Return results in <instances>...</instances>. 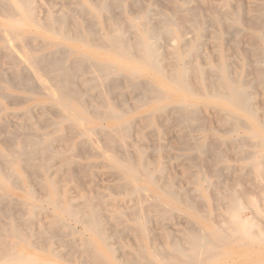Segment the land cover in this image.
<instances>
[{"label":"rangeland","instance_id":"rangeland-1","mask_svg":"<svg viewBox=\"0 0 264 264\" xmlns=\"http://www.w3.org/2000/svg\"><path fill=\"white\" fill-rule=\"evenodd\" d=\"M82 1L87 4L85 0ZM106 1H109V3L113 2V0ZM132 1L134 0H122L125 10L123 7L119 8L112 5L113 13L111 12L110 18L107 20L109 23L103 25L99 20L101 22H99L100 25H103V27H117L116 25L121 21L122 23L118 26L120 28L123 27L122 29H125L124 32L126 36L129 40H132L135 37V29L126 27V25L132 17L137 14L139 15L140 11L147 10L149 22L151 24L155 23L154 25H157L158 21L162 18H174L178 15V12H176L172 5L175 0H135L134 3H132ZM188 1V3L184 4V7L191 9L190 12L196 15L195 17V15L192 14L191 22L201 26V28L195 29L189 25L190 23L186 22L182 26V29L184 38H188V40H192V37L194 38L198 33L200 35L198 46L200 58H198V62L202 63V65H200L204 68H211L210 66L215 68L219 62H223L228 67L230 76L233 79L236 78L235 75L237 72H240L247 87L246 90L251 97V101L254 106L258 108L259 118L261 116L260 119L264 120V90L254 70V66L264 69V57L261 50L258 54L254 52L255 49H257L254 38L252 37V40L248 38L252 35V32H254L252 28L249 27L248 23L259 18L261 13L264 14V0H237L238 2L236 1V3L234 2L235 0H229L231 9L234 8L232 12L234 11L233 13L238 14L242 22L236 26V28L230 29L225 27L226 29L224 28V30H218L220 26L213 20V18L225 16V14L221 12L222 8L220 7L222 0ZM175 2L178 1L176 0ZM35 3L39 9V17L45 16L48 12L57 14L60 9H66L70 22H73V19H75L80 22L83 27H91L94 41L101 36L102 30L99 23H97V20H94L95 18L91 17L90 13L84 10L81 0H40V2L39 0H35ZM157 3L160 5L158 6ZM141 4L142 6H140ZM70 8H72V10ZM75 11L77 12L76 14ZM219 13H221V15ZM1 15L2 13L0 12V30L6 27L8 28L6 17ZM115 17L117 19H115ZM83 18L85 23L83 22ZM112 18L114 19L112 20ZM119 18L121 20H119ZM123 22L125 24H123ZM113 23H115V25ZM262 26L264 29V24ZM156 29L158 35V50L164 57V64L168 65L167 63H172L174 61L171 50L176 44V40L174 37L169 36V34H164L161 28L160 31H158V27ZM75 33L80 34L77 30H75ZM215 33L220 34V38H214ZM33 34L39 35L41 39H37V42L33 41L31 44L32 39H30V36ZM249 34L251 35L249 36ZM26 36H28L26 40L27 44L29 43V46H27L28 49L31 47L30 51L39 55H43L49 50L55 49L53 45H45L46 39L59 41V38L51 36L49 33L41 30H35L32 27L27 29ZM69 46L76 50L81 49L79 43L72 42ZM85 49L89 56L88 60L92 64L93 62L96 63V61L102 62V60H112L113 56L111 54L103 53L102 55L93 47H86ZM77 54L78 53H73L66 56L68 60L65 61L68 62L74 59ZM257 57H260V60H256V62H258L256 65L254 60ZM6 60L5 57L0 55V75H2V77L0 76V79H2L0 80V152L2 153L0 164L6 174H11L9 176L13 175L15 178L17 176L20 179L19 181L16 180V183L13 185H6V187L0 188V207L3 206L0 208V225L8 226L9 224H15L22 238H27L29 236L27 239L36 240L37 242L35 243L37 245L46 246L45 250H38L25 246L24 251L26 254H34L39 260L50 264H81L82 262V264H90L93 255H98L105 264H124V261L131 262L132 259L131 263L139 264L145 263L147 260L151 261L153 257H159L160 261L165 262V260H168L171 253L176 252L173 246H186V237L189 232L193 230L196 232L207 231L209 234L208 236L211 237L212 230L216 224L234 216L224 210V202L226 201L225 196L228 192L233 190L242 193L241 202L253 201L258 209V211H253L251 213L252 209L248 207L244 209L241 208L240 216L250 217V221L258 225L264 222V214L259 211V209L264 210V201L260 200L264 197V173L256 176L248 166H245L246 162L242 159L241 153L243 149H245V151H251L255 150L256 147L250 146L251 141L248 137H245L248 132L244 128H227L228 131H226V126H220L216 118V112L218 111L216 107L214 108L209 103H206L208 106H201L200 102V107L195 113L196 122L194 120L191 124H188L172 113L170 107H166L167 109L161 111V114L158 113L154 102L144 104L146 103L144 94L139 91V95L138 90L136 91L129 87L123 74L116 77V82L120 84L118 88L116 87V83V85L110 83L112 86H107L106 84L105 86L102 84L95 92L93 90H88L86 87L87 84L84 83V78L88 77L87 79H89L91 76H96L97 74L95 72H90L91 69L88 67L86 70L87 72L80 73L73 71L71 72L73 75L70 78L68 77L67 81H70L69 83L73 84V86L77 83L79 86L74 87H77L80 91L83 89L82 91L89 92V94L85 93L84 95L81 93L82 91L80 92V96L83 97L85 104H87V111L82 112L80 107L76 105L75 109L80 113L79 115L82 116L83 119L90 122H88V125L93 128L91 131V142L93 144H90L82 141L81 136L75 133L76 130L70 127L66 122L59 124L61 120L49 109L48 101L45 97L38 94V92H32L34 86H32L31 83L20 82V80H18L17 82L20 83L18 84L15 82L14 84L13 81L15 79L12 80L7 71L8 64ZM42 73L45 79L51 78V74L56 73V70H47V75L44 71H42ZM209 73L214 79L215 76L217 77L219 74V72L217 74L215 71ZM5 74H7V76ZM77 74L80 77L76 78V76H78ZM9 77L11 82L9 81ZM140 80L143 83H147V80H150L154 86L163 87V85H166L162 76L159 77L154 74L150 76H140ZM7 82H9L11 86H9ZM107 87L111 89L109 88L108 90ZM26 88H30L31 90L29 91ZM134 93L136 96L133 95ZM102 96L106 99L105 101L107 104L113 107L115 112L121 114V120L127 122V128L128 126L129 128L125 132L114 130L117 121L108 118L102 120L95 119L89 114V112L97 110L94 107L97 102L103 100ZM135 97L136 99H134ZM179 97L181 98V95L176 97V95L172 93L168 98L169 100L165 102H175L180 99ZM16 101H18V103H16ZM212 108L214 110H212ZM240 118L242 119V117ZM55 122L56 125L54 124ZM102 129L105 130L104 133H102ZM221 131L223 132L221 133ZM13 132L16 133V137ZM29 132H31V134ZM107 133L116 134L115 136L117 137L110 139ZM26 135H30L31 139ZM118 135H122V137H118ZM49 137L54 139L52 142V149L50 150L43 148V144L48 143L47 139ZM115 138H117V141ZM226 139L227 142H225ZM13 140L14 142H12ZM94 140H97L96 143H98V145H102H96ZM197 140H199L200 143L205 140L206 147L204 146L202 151H197V149H195V146L199 143ZM112 141H114V144H112ZM35 142L39 148H37V145L34 146ZM102 142H104V147ZM115 142L118 143L116 144L118 146L114 149L111 147L112 150H110L107 145L114 146ZM236 142L237 146H235ZM105 143L107 144L105 145ZM124 143L126 144V149L122 148L125 146ZM120 145L121 147H119ZM190 145L191 147H189ZM241 145H243V149ZM95 146L96 149L93 148ZM33 147L38 150L34 148L33 153H29L30 155L27 154L28 157L19 156L23 151L21 149L27 148L29 150ZM97 147L103 148L98 149ZM107 148L110 151L107 150ZM78 149L80 155L78 153L79 157L77 158L76 153ZM140 149L142 151L141 157L144 159L147 166L152 167V173L156 176L161 174L160 176L162 177L158 181L162 187L169 185L172 190L174 189L173 191L176 190L179 196L184 199H189L191 203L190 208L169 199L165 194L160 193L152 186H146V189H141L138 194L125 195V188L122 186V183L125 181L124 178L120 177V174L112 167L107 157H102L97 153V150L104 152L107 150L106 153H111L114 157L119 156L118 158L125 159L124 157L126 156L133 164H138L142 161L137 155V151ZM214 149L218 151L217 154L215 153L216 151L214 152ZM35 150L38 151L36 154ZM120 150L123 152L121 153ZM52 151H56L59 157L53 158ZM128 151L130 154H128ZM223 151H227L229 154ZM44 152L45 156H42ZM215 154L216 156L220 154L219 160H217L218 158L215 157ZM73 155L75 157H72ZM81 155L83 156L81 157ZM210 159L214 160V164ZM196 161L198 162L196 163ZM158 166L163 168L162 173L156 171L155 168H158ZM205 166L207 169H210H205ZM218 167L220 168L218 169ZM72 169L73 171H70ZM220 169L221 171L218 172ZM214 170L217 171V173L214 172ZM192 171L193 173H190ZM210 171L213 174H211ZM98 173H100L99 177L97 176ZM207 173L209 174L207 175ZM215 173L217 176H214ZM50 177L52 178V182L48 179ZM205 182L207 183L206 187H204ZM64 184L65 186H63ZM18 187H23L26 191H22ZM28 187L30 189L29 191ZM43 188H45V191L42 190ZM92 194H94V196H92ZM157 195H159V197H157ZM2 196L4 197L3 199ZM57 196L60 197L61 201L56 199L58 198ZM36 197L37 200H35ZM47 198V202L43 201ZM92 199L97 201L96 204L94 203L95 210H92L93 212H91ZM258 199L260 201H258ZM52 200L60 202V207H66L70 201L71 206L73 205L75 208L81 210L82 214L80 210H77L78 215L80 212V216L83 215V217L88 216L90 213L95 214V212L99 213L101 216L100 212H102V222H100L101 229L103 235L107 237L109 245L113 248L114 255L111 253L112 250H109L94 234L84 228L83 223L77 222L69 215L62 213V211L57 209L56 204L52 205ZM148 202L149 205H147ZM122 207L123 209L121 210ZM235 207L239 210L240 205H236ZM18 209L21 212H19ZM139 213L144 218V222H141L143 225V230L141 231L138 229V222H132L130 220L133 214ZM42 214H44V216ZM250 214L254 217L250 216ZM108 215L112 216L111 220H108ZM17 216L18 218H16ZM43 217L46 218L44 219ZM105 222L107 223L103 225ZM31 232L35 235L32 236ZM4 234H7V232H4ZM77 240L79 242H77ZM207 247L209 252L214 248V246L210 244H208ZM255 249H257V247ZM57 252L61 253L63 258L58 257L56 255ZM159 252H161V254ZM162 253L165 254V256ZM114 256H116V258H114ZM256 256L257 255L250 252V249L242 250L236 245H230L222 248L218 257L213 259L208 258L207 263L201 264H249L252 260L256 259Z\"/></svg>","mask_w":264,"mask_h":264},{"label":"bare ground","instance_id":"bare-ground-1","mask_svg":"<svg viewBox=\"0 0 264 264\" xmlns=\"http://www.w3.org/2000/svg\"><path fill=\"white\" fill-rule=\"evenodd\" d=\"M85 1L87 4H85L81 0V2L83 4L82 7L84 8V10L87 13H90L91 17L95 18L94 19L95 21L97 20V23H99L101 21L103 23V25L106 23H109V22H107V20L110 18V14H111L112 9H113L112 5H114L115 7H119V8L123 7L122 0H113V2H111V3H109V1H106V0H85ZM134 1H132V3H134ZM175 1H173L174 3L172 5L175 8L176 12H178V15L174 18H162L161 20L158 21L157 25H154L155 23L151 24L149 22L147 10L140 11L139 15L137 14L136 16L132 17L126 25V27H129L131 29H135V37L132 40H129V38L126 36V34L124 32L125 29H122L123 27L120 28L118 26L119 24L122 23L120 21L119 24L116 23L117 27H110V26L103 27V25H100V23H101L100 22L99 25H100L101 30H102L101 36L96 41H94L93 33H91V32H93V31H91V27L90 28H88L86 26L83 27V25H81V23L75 19H73V22H70L69 21L70 19H68L66 9H60L59 13H57V14H51L52 12L51 13L48 12L45 16L39 17V14H38L39 9L35 3V0H0V12L2 13L3 16L6 17V24L8 25V28L6 27L5 29L0 30V52H1L0 55H2L3 57H5L7 59L6 60V63L8 64L7 65V71L9 72V75L11 76L12 80L15 79L13 81V83L15 84V82H17L18 80H20V82L31 83L32 86H34V89H32V92H38V94H41L45 97V99L48 101L49 109L52 112H54V114L57 115L59 117V119L61 120V122H59V124H61L62 122H66L70 127H72L74 130H76L75 133L77 135H80L81 140L86 142V143L93 144L91 142V140H92L91 139V131L93 130V128H92V126L88 125L90 122L88 121L89 122L88 123L86 121V119H83L82 116L79 115L80 113H78L77 110L75 109V105H76V106L80 107L82 112L87 111V109H86L87 104H85L83 97L80 96L81 95L80 92L83 89L80 91V89H78L77 87H74V86H79V85H77V83H76V85L74 84V86H73V84H70L69 83L70 81H67V80H68V77L70 78L73 75V73L71 74V72L75 71V72L81 73V72H85L89 68L92 70V71L90 70V72H92V73L95 72L97 75L91 76V77H89V79H87L88 77L84 78L85 79L84 83L87 84L86 87L88 90H91V91L93 90L96 92L99 89L98 87L99 86L101 87L102 84H104V85L106 84L108 86L111 84L113 85L115 83L117 84V85L116 84L115 85L118 88V85H120V84H118V82H116V79H117L116 77H118L120 74H123V76L126 79L127 85L129 87H131L133 90H136V91L138 90V94H139V91H140V93L142 92L144 94L145 100H146V103H144V104H147L148 102H151V103L154 102V104L156 105V109H157L158 113H161V111H165L167 109L166 107H170V111L172 113H174L176 116H178V118L186 121V123H188V124H191L194 120L196 122L195 113H196L197 109L200 107V105H199L200 102H201V106H208V104H206V103L211 104L214 108L216 107V109L218 110L216 112L217 122L222 127L226 126V131H228L227 128L228 129L229 128L230 129L231 128L236 129L238 127H242L245 130H247L248 134L245 137H248V139L251 141L250 146H254V147H256V149L251 150V151H245V149H243V147H242L243 145H241V147L243 149L242 150L243 152H241L242 153V159L246 162L245 166H248L250 168V170L256 176L264 173V120L260 119L261 116L259 118L258 108L255 107L251 101V97L246 90L247 87L245 85V82L242 79L241 73L237 72V74L235 75L236 78L234 77L235 79H233L230 76V72H229L228 67L223 62H219V64L215 68L212 66H210L211 68H204L201 66L202 63L198 62V58H200V55L198 52V46H199V42H200L199 41L200 40L199 33L196 34L194 38L192 37V40H188V38L187 39L184 38V33H183V29H182V26L186 22L190 23L189 25H191V27H193L195 29L201 28V26H199L197 24H193L191 22L192 21L191 16H192V14L195 15V13L190 12L191 9L184 7V4L189 2L188 0H177L178 2H175ZM236 1L237 0H235L234 2L236 3ZM39 2H40V0H39ZM139 3H140V1H139ZM157 4H158V6L160 5L159 3H157ZM126 6H127V4H126ZM140 6H142V4ZM220 7L222 8L221 12L224 13L225 16L221 17L220 16L221 13H219L220 15L217 14L218 16H220L219 18H213V20L216 21L217 25L220 26V27H218V30H220V29L224 30L225 27L230 28V29L234 28V27L236 28V26H238L242 22L241 17L238 14L233 13L234 11L232 12V9H234V8L231 9L229 0H222ZM58 8H57V10H58ZM70 9L72 10V8H70ZM123 9L125 10L124 7H123ZM213 11H214V9H213ZM76 13L77 12L75 11V14ZM82 15H83V13H82ZM82 15H81V17H82ZM195 17H196V15H195ZM113 19L114 18H112V20ZM115 19H117V18L115 17ZM193 19H194V16H193ZM119 20H121V19L119 18ZM83 22H84V18H83ZM114 22H116V21H114ZM113 24L115 25V23H113ZM123 24H125V23L123 22ZM248 24H249V27L252 28V30L254 31V32H252V35L249 34V36L250 35L251 36L248 37V38H251V40L254 38V40L256 41L255 44L257 46V49H255L254 52L256 54H258L261 50L262 55L264 57V29L262 26L264 24V14L261 13L259 15V18L252 20V22L250 21V23H248ZM86 25H88V24H86ZM29 27H32L35 30H41L43 32L49 33L51 36L59 38V41H53V40L46 39L45 45L46 46L53 45L55 47V49H51L43 55H39L35 52L30 51L31 47H29V49H28L27 46H29V43L27 44V42H26V40L28 39V36H26V32H27V29ZM157 27L159 28L158 31H160V28H161L162 32L164 34H166V35L169 34V36L174 37V39L176 40V44L173 46V48L171 50L172 58L174 61L172 63H170V62L167 63L168 65L164 64V60H163L164 57L162 56V54L158 50V48H159L158 43H157L158 35L156 32ZM75 30L80 32V34L75 33ZM103 30H104V32H103ZM127 30H128V28H127ZM97 34H98V32H97ZM214 38H216V39L220 38V34L215 33ZM30 39H32V42H31V44H32L33 41L37 42V39H41V38H39V35L33 34L32 36H30ZM72 42L79 43L81 45V49L76 50V49L70 48L69 45ZM33 47H35V46H33ZM86 47H89V48L93 47L94 49L96 48V50L98 52H100V54H102V55H103V53L111 54L113 56L112 60H102V62L96 61V63L93 62V64H92L88 60L89 56L86 53V49H85ZM73 53H78V54L75 56L74 59H72L68 62L65 61V60H68V59H66V56H69ZM209 54H210V52H209ZM62 58H64V59H62ZM58 60H60V61H58ZM62 60H64V61H62ZM256 60H260V57H257L254 60V63L257 65L258 62H256ZM41 70L44 71V73L46 75H47V73H46L47 70H56V73L51 74V78L49 77V78L45 79L42 76L43 73ZM210 70L212 72L213 71L217 72V74L219 72L220 75L218 74V76L217 77L215 76V79H214V78H212L211 74L209 73V72H211ZM254 70H255V73L257 75V79H259L260 85H261L262 89L264 90V69H261L258 66H254ZM124 73H127V74H124ZM153 74L157 75L159 77L162 76V78L166 82V85L165 86L163 85V87L162 86H154V84L150 80H147V83L141 82L140 76H144V75L150 76ZM246 74H247V71H246ZM5 75L7 76V74H5ZM0 76L2 77V75H0ZM77 77H80V76L78 75V76H76V78ZM23 78H25V79H23ZM73 78H75V77H73ZM0 80H2V79H0ZM9 81L11 82L10 77H9ZM7 84L9 86H11L9 82H7ZM22 88H23V86H22ZM107 88L109 90L110 87H107ZM26 89L29 91L31 90L30 88H26ZM0 90H1V88H0ZM81 93H83V95L85 93L89 94V92H84V91H82ZM172 93H174L176 95V97L181 95V98L179 97L180 99L176 100L175 102H167L166 103L165 101L169 100L168 98ZM133 95L136 96L135 93ZM103 96H102L103 100H101L100 102H97L96 106L94 107L97 110L91 111V112H89V114L91 116H93L95 119H101L102 120V119L108 118V119L115 120V121H117V124H116L114 130H117L120 132H125L129 128V126L127 128V122L121 120V114L115 112L113 107L110 106L109 104H107V102L105 101L106 99ZM134 99H136V97ZM7 100H9V99H7ZM15 100H17V99H15ZM141 101L143 102L142 98H141ZM139 102H140V100H139ZM16 103H18V101H16ZM116 104H117V102H116ZM258 105H260V104H258ZM261 109H262V107H261ZM212 110H214V109L212 108ZM155 114H154V116H155ZM201 114H202V112H201ZM208 114H210V113H208ZM240 117H242V119ZM5 118H7V117H5ZM174 122H175V120H174ZM54 124L56 125V122ZM37 125H38V123H37ZM194 125H196V124H194ZM168 127H170V126H168ZM197 127H199V126H197ZM188 128H189V126H188ZM26 130H27V127H26ZM51 131H52V129H51ZM101 131H102V133H104L105 130L102 129ZM222 132L223 131H221V133ZM29 133L31 134V132H29ZM151 133H152V131H151ZM218 133H219V131H218ZM13 134H15V137H16V133L13 132ZM19 134H20V132H19ZM105 134H106V132H105ZM108 135H109L110 139H114V137H117V136H115L116 134L114 135L112 133H109ZM209 135H211V134H209ZM26 136L30 137V135H26ZM119 136L122 137V135H118V137ZM195 138H196V136H195ZM5 139H7V138H5ZM30 139H31V137H30ZM59 139H60V137H59ZM115 139L117 141V138H115ZM186 139H187V137H186ZM192 139H193V137H192ZM37 140H38V138H37ZM47 140H48V143L43 144V148L50 150V149H52V142L54 141V139L49 137ZM183 140H185V139H183ZM96 141L94 140L95 144L98 145V143H96ZM197 141L199 142V140H197ZM12 142H14V140ZM112 142H113L112 144H114V141H112ZM225 142H227V139ZM99 143L101 144L100 141H99ZM102 143H103V147H104V142H102ZM34 144H35L34 146L37 145L36 142ZM106 144L107 143H105V145ZM116 144H118V143L115 142L114 146L113 145L108 146L109 145L108 144L107 147L110 148V150H112L118 146ZM101 145H98V146H101ZM121 145L119 147H121ZM67 146H68V144H67ZM159 146H157V147H159ZM204 146L206 147L205 140H203V142H201V143L199 142L195 146V149H197V151H202L204 149ZM235 146H237V142H236ZM103 147H100V148L102 149ZM111 147H113V148L111 149ZM141 147H142V145H141ZM189 147H191V145ZM34 148L35 147H33L32 149H29V150L27 148L21 149L23 151L20 153L19 156H25L26 157L27 154H29L31 152L33 153ZM37 148H39L38 145H37ZM93 148L96 149V146ZM97 148L100 149L99 147H97ZM108 148H107V150H109ZM122 148L126 149V144ZM153 148H154V146H153ZM150 149H152V148H150ZM36 150H38V149H36ZM36 150H35V154H36V152H38ZM107 150H106V152H107ZM78 151H79V149L77 150V153H76L77 158L79 157ZM97 151H98L97 152L98 155L100 154L102 157H107L109 162H111L110 164L112 165V167H114L116 169V171L120 174V177L124 178L125 181L122 183V186H123V188H125V192H124L125 195L126 194H129V195L134 194L135 195V194H138L139 191H141V189L142 190L146 189L145 188L146 186L147 187L152 186L153 188L158 190L160 193L165 194L169 199L174 200L177 203H181L185 206H188L189 208L191 207V203H190L189 199H184L183 197L179 196L178 193H176V190L173 191L174 189L172 190L169 185H167L166 187H162V185L158 181L162 177V176H160L161 174H159V176H156L152 173V171H153L152 167L147 166V164L144 162V159L141 157V152H142L141 149L137 151L138 158H141V160H142L138 164H133L132 161H130V160H128V158H126V156L124 157L125 159H121V158H118L119 156L114 157L111 153L109 154V153H106L104 151H99V150H97ZM115 151H116V149H115ZM123 151H124V149H123ZM123 151H121V153ZM129 151H130V149H129ZM215 151L216 150L214 149V152ZM11 152H12V149H11ZM207 152H206V154H207ZM217 152L218 151H216L215 153L217 154ZM225 152H227V151H225ZM51 153H52L53 158L59 157L58 153L56 151H52ZM202 153H204V152H202ZM227 153L229 154V152H227ZM128 154H130V152ZM216 154H215V157L218 158L217 160H219L220 154L218 156H216ZM79 155H80V153H79ZM221 155H222V153H221ZM38 156L40 157L41 155H38ZM42 156H45V152ZM82 156L83 155H81V157ZM213 156H214V154H213ZM0 157H2L1 152H0ZM72 157H75V156L73 155ZM132 157H133V155H132ZM222 157H223V155H222ZM205 158H204V160H205ZM227 158H229V157H227ZM149 159H150V155H149ZM202 159H200V160H202ZM231 159H233V158H231ZM192 160H191V162H192ZM210 161H212L214 164L213 159H210ZM151 162H152V160H151ZM197 162L198 161H196V163ZM202 163H204V162H202ZM198 164H200V163H198ZM35 167H36V165H35ZM102 167H104V166H102ZM44 168H46V167H44ZM207 168H208V165H207ZM207 168L205 166V169H207ZM219 168L220 167H218V169ZM40 169H42V168H40ZM155 169L159 173H162V171H163V168L160 166H158V168L156 167ZM203 169H204V166H203ZM209 169H207V170H209ZM221 169L218 170V172L221 171ZM70 171H73V169ZM214 172L217 173V171H215V170H214ZM74 173H75V171H74ZM190 173H193V171ZM210 173L213 174L211 171H210ZM216 173L214 174V176L215 175L217 176ZM101 174H105V173H101ZM208 174L209 173H207V175ZM9 175H11V174H9ZM9 175H8V173L6 174L4 172V169H3L2 165L0 164V188L6 187V185H11V184L13 185L14 183H16V180L19 181V179H20L17 176L15 178V176H13V175L9 176ZM99 175H100V173H98L97 176L99 177ZM48 179H49V181L51 180V182H52L51 177ZM186 179H188V178H186ZM115 182H116V179H115ZM26 183H28V182H26ZM53 185L56 187V185L54 183H53ZM59 185H60V183H59ZM206 185H207V183L205 182L204 187H206ZM27 186H28V184H27ZM63 186H65V184ZM18 188L21 189L22 191H26L23 187H18ZM213 188H214V186H213ZM44 189L45 188H43L42 190L45 191ZM91 189H92V187H91ZM29 190L30 189L28 187V191ZM36 190H37V188H36ZM40 192H41V190H40ZM51 192H55V191H51ZM72 193H73V191H72ZM87 193H89V192H87ZM95 194H96V192H95ZM181 194H182V192H181ZM86 196H88V195H86ZM92 196H94V194H92ZM241 196H242V193H240L237 190H233V191L228 192L226 194V196H225L226 201L224 202V210H226L229 214H232L234 216L230 219H224L223 222L216 224L214 226V229L212 230V236L211 237L208 236L209 234L207 233V231L196 232L193 230L187 234L186 246H184V247L181 245L180 246H173V249L176 252L171 253L168 257V260H165V262L160 261L159 257H153L151 261L147 260L145 263H139V264H201V263H207L208 258L213 259L215 257H218L219 253L221 252V249L224 247H228L230 245H236V246H238L239 249H242V250L250 249L251 253H253L254 255H257L256 259L252 260L249 264H264V222H262L261 225H258L255 222H251L250 217H241L240 216V209L241 208L244 209L245 207L246 208L248 207V208L252 209V211L250 210L251 213L253 211H255V212L258 211V209L255 206V202L247 201V202L243 203V202H241L242 201ZM37 197L35 198V200H37ZM42 197H43V195H42ZM57 197L58 198H56V199L61 201L60 197L59 196H57ZM81 197H82V194H81ZM84 197H85V195H84ZM157 197H159V195H157ZM219 197H220V195H219ZM3 198L4 197L2 196V199ZM65 198H66V196H65ZM213 198H214V196H213ZM57 200H55V201L52 200V205L56 204L57 209L62 211V213L69 215L70 217H72L73 220H75L77 222L83 223L84 228L89 230L92 234H94L100 240V242L103 243L109 250H112L111 253L114 255L113 248L109 245L107 237H105L103 235V232L101 229V223L100 222H102V217H101L102 212H100L101 216L99 213L95 212V214L90 213V214H88V216L83 217V215L80 216L81 210L75 208L73 205H72L73 206L72 207L70 205L69 200H68L69 203L66 207H64V206L60 207V204H59L60 202H58ZM260 200L264 201V197ZM260 200L258 199V201H260ZM43 201L47 202L48 198L44 199ZM88 201H89V198H88ZM98 201H99V199H98ZM32 202H33V200H32ZM72 202H74V201H72ZM94 203L96 204L97 201L96 200L94 201L92 199L91 200V212H93L92 210H95V204ZM154 203H155V201H154ZM147 205H149V202ZM236 205H240L239 210L236 209V207H235ZM1 207H3V206H1ZM122 209H123V207L121 208V210ZM77 210H80L79 215H78ZM212 210H213V208H212ZM7 211H8V209H7ZM259 211L262 212V214H264L263 209H259ZM19 212H21V211L19 210ZM33 213H34V211H33ZM49 213H51V212H49ZM81 214H82V212H81ZM42 215L44 216V214H42ZM250 216H253V215L250 214ZM111 217L112 216L108 215V220H111L112 219ZM16 218H18V216ZM130 220L132 222H138V224H139L138 229L140 231L143 230L142 229L143 225L141 222H144V218L140 213L139 214H133L132 218H130ZM40 221H41V219H40ZM106 223L107 222H105L103 225H105ZM18 226H20V225H18ZM4 232H7V234H4ZM31 233H32L31 234L32 236L35 235V234H33V232H31ZM35 233H37V232H35ZM121 234H122V232H121ZM135 234H136V232H135ZM27 238L21 237V234L18 231V227L15 224H9L8 226L0 225V264H50V263H47L45 261L39 260L37 258V256L34 254H26V252L24 251L25 246H29V247H32V248H35L38 250H45L46 249L45 245L39 246L35 243V242H37L36 240H31V239H27ZM69 242H70V240H69ZM77 242H79V241L77 240ZM208 244L214 246V248L211 249L210 252L208 251V247H207ZM256 247L258 250L255 249ZM159 253L161 254V252H159ZM52 254H53V252H52ZM165 254H166V252H165ZM165 254H163V255L165 256ZM56 255L60 258H63V255H61V253H59V252H57ZM114 258H116V256H114ZM132 260H131V262H132ZM131 262L130 261L129 262L124 261L123 263L124 264H138V263H131ZM227 262H228V260H227ZM90 264H105V263L99 258L98 255H96V256L93 255L91 258Z\"/></svg>","mask_w":264,"mask_h":264}]
</instances>
